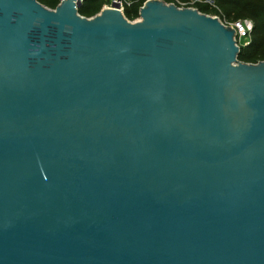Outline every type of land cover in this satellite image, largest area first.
<instances>
[{"label": "water", "instance_id": "95a60500", "mask_svg": "<svg viewBox=\"0 0 264 264\" xmlns=\"http://www.w3.org/2000/svg\"><path fill=\"white\" fill-rule=\"evenodd\" d=\"M82 1L0 0V264H264V60Z\"/></svg>", "mask_w": 264, "mask_h": 264}, {"label": "trees", "instance_id": "16d2710c", "mask_svg": "<svg viewBox=\"0 0 264 264\" xmlns=\"http://www.w3.org/2000/svg\"><path fill=\"white\" fill-rule=\"evenodd\" d=\"M41 4L54 9L59 0H37ZM146 0H124L123 15L128 20L139 17V9ZM185 1V0H183ZM212 4L201 2L196 4L198 11L204 14L220 15L229 21L249 18L253 22L251 40L248 45L241 46L237 60L256 63L264 60V0H211ZM105 0H83L77 12L84 17H91L100 12Z\"/></svg>", "mask_w": 264, "mask_h": 264}, {"label": "built area", "instance_id": "2783aa9c", "mask_svg": "<svg viewBox=\"0 0 264 264\" xmlns=\"http://www.w3.org/2000/svg\"><path fill=\"white\" fill-rule=\"evenodd\" d=\"M61 0H59L60 2ZM166 4H174L179 8L189 7V8H196L197 3L206 2L212 4L211 0H161ZM121 4V2H120ZM220 23L226 27L233 30V39L235 44L239 47L245 46L249 43L250 34L253 28V22L249 18H240L237 20L229 21L225 19L223 16L214 15Z\"/></svg>", "mask_w": 264, "mask_h": 264}, {"label": "rangeland", "instance_id": "374dc122", "mask_svg": "<svg viewBox=\"0 0 264 264\" xmlns=\"http://www.w3.org/2000/svg\"><path fill=\"white\" fill-rule=\"evenodd\" d=\"M114 0H105V3L103 4V6H102V8L101 9H104V8H110L111 7V5H112V2H113ZM120 2H121V4H120V6H119V8H120V10L123 12V6H124V0H120ZM47 8H49V7H47ZM49 9H51V8H49ZM98 14V13H97ZM209 15H211V16H214V14H209ZM94 16V15H93ZM92 17V16H91ZM139 19V17L138 18H136V19H134V20H129L130 22H134V21H136V20H138ZM226 19V18H225ZM250 40H251V36H250V38H249V42H250ZM249 44V43H248ZM247 44V45H248Z\"/></svg>", "mask_w": 264, "mask_h": 264}]
</instances>
